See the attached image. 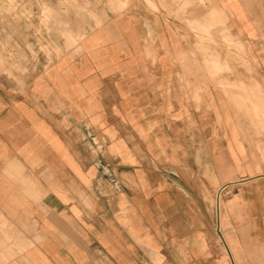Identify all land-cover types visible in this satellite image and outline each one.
<instances>
[{"label":"crops","instance_id":"crops-1","mask_svg":"<svg viewBox=\"0 0 264 264\" xmlns=\"http://www.w3.org/2000/svg\"><path fill=\"white\" fill-rule=\"evenodd\" d=\"M95 15L0 75V264H264V0Z\"/></svg>","mask_w":264,"mask_h":264},{"label":"rangeland","instance_id":"rangeland-1","mask_svg":"<svg viewBox=\"0 0 264 264\" xmlns=\"http://www.w3.org/2000/svg\"><path fill=\"white\" fill-rule=\"evenodd\" d=\"M129 3L130 0H0V75L13 80L19 73L46 65L60 55L62 45L75 44L99 10L118 11ZM20 25L27 28L26 37L25 32H19Z\"/></svg>","mask_w":264,"mask_h":264},{"label":"built area","instance_id":"built-area-1","mask_svg":"<svg viewBox=\"0 0 264 264\" xmlns=\"http://www.w3.org/2000/svg\"><path fill=\"white\" fill-rule=\"evenodd\" d=\"M238 184H239V181L237 180L225 182L217 186L213 192L212 216H213V221H214V232L217 238V242L221 246H223L225 251H227V249H226V245H225L221 227H220L222 204L225 198L232 193L233 189Z\"/></svg>","mask_w":264,"mask_h":264},{"label":"bare ground","instance_id":"bare-ground-1","mask_svg":"<svg viewBox=\"0 0 264 264\" xmlns=\"http://www.w3.org/2000/svg\"><path fill=\"white\" fill-rule=\"evenodd\" d=\"M180 19V18H179ZM199 70V69H198ZM214 72V71H213ZM210 81V80H209ZM221 81V80H220ZM220 83V82H219ZM223 83V82H222ZM209 84V83H208ZM222 85V84H221ZM220 85V86H221ZM224 85V84H223ZM229 85V84H228ZM237 85V84H236ZM225 87H226V85H225ZM230 87V86H229ZM244 98V97H243ZM245 99V98H244ZM258 131V130H257ZM253 132V131H252Z\"/></svg>","mask_w":264,"mask_h":264}]
</instances>
